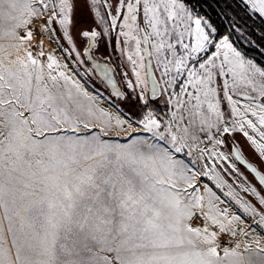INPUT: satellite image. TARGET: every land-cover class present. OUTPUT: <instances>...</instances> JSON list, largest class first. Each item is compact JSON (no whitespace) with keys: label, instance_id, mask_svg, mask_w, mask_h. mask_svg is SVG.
<instances>
[{"label":"snow or ice","instance_id":"obj_1","mask_svg":"<svg viewBox=\"0 0 264 264\" xmlns=\"http://www.w3.org/2000/svg\"><path fill=\"white\" fill-rule=\"evenodd\" d=\"M0 264H264V0H0Z\"/></svg>","mask_w":264,"mask_h":264},{"label":"rangeland","instance_id":"obj_2","mask_svg":"<svg viewBox=\"0 0 264 264\" xmlns=\"http://www.w3.org/2000/svg\"><path fill=\"white\" fill-rule=\"evenodd\" d=\"M107 55L108 56H112L114 59H116V61L118 60V57H119V53H113V51H112V47H109L108 48V51H107ZM107 105H105V107H106ZM246 158H247V156H246ZM243 170V169H242ZM249 179H251V177H249Z\"/></svg>","mask_w":264,"mask_h":264},{"label":"flooded vegetation","instance_id":"obj_3","mask_svg":"<svg viewBox=\"0 0 264 264\" xmlns=\"http://www.w3.org/2000/svg\"><path fill=\"white\" fill-rule=\"evenodd\" d=\"M111 61L116 62V59H114L112 56H110Z\"/></svg>","mask_w":264,"mask_h":264},{"label":"trees","instance_id":"obj_4","mask_svg":"<svg viewBox=\"0 0 264 264\" xmlns=\"http://www.w3.org/2000/svg\"><path fill=\"white\" fill-rule=\"evenodd\" d=\"M249 23H251V22H249ZM260 22L259 21H256V24L258 25Z\"/></svg>","mask_w":264,"mask_h":264}]
</instances>
